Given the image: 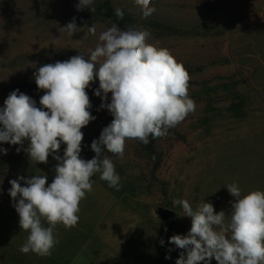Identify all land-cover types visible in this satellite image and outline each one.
I'll return each mask as SVG.
<instances>
[{
    "label": "rangeland",
    "instance_id": "374dc122",
    "mask_svg": "<svg viewBox=\"0 0 264 264\" xmlns=\"http://www.w3.org/2000/svg\"><path fill=\"white\" fill-rule=\"evenodd\" d=\"M106 1L114 11L120 8L130 17L128 29L148 30L147 43L169 49L183 64L190 76L188 92L196 110L170 128L166 136L154 139L153 153L135 139L126 140L123 160L105 151L120 176V190L95 174L92 191L80 202L79 222L67 230L77 234L81 229L105 226L108 239L114 242L120 236L118 229L141 218L149 234L145 240L156 232V242L164 241L161 247L152 243L144 254L170 253L171 264H175L184 250L169 243V238L186 235L191 223L173 201L186 199L195 209L207 194L202 185L197 193V179L202 182V174L208 171L217 180L223 179L235 169L234 164L243 162L244 154L258 152L255 149L260 146L254 144L259 140L264 151V0H151L156 11L148 17L134 0H94L95 12L88 8L78 11L79 0H0V108L16 89L40 107L44 91L31 95L25 86L35 83L34 72L40 66L80 53L87 55L95 48L99 35L113 24L105 15ZM73 18L80 31L69 37L60 29ZM93 25L95 35L88 31ZM98 87L97 79L86 89L90 112L96 117L81 129L80 155L86 160L95 156L91 142L113 119L106 109H100L102 100L94 94ZM27 146V140L23 146L0 142V148L7 149V154L0 153V264H4L20 230L9 181L46 175L51 183L58 163L52 156L47 163H31L24 151ZM65 147L61 145L59 155L63 156ZM198 159L209 165L204 172L196 166ZM159 207L175 214L169 233L158 214ZM158 263L168 264L165 255Z\"/></svg>",
    "mask_w": 264,
    "mask_h": 264
},
{
    "label": "clouds",
    "instance_id": "9594fccd",
    "mask_svg": "<svg viewBox=\"0 0 264 264\" xmlns=\"http://www.w3.org/2000/svg\"><path fill=\"white\" fill-rule=\"evenodd\" d=\"M134 2L144 17L156 11L150 6L151 0ZM93 5L94 0H79L76 8L95 12ZM115 15L123 19L124 12L117 8ZM60 30L72 37L80 27L73 18ZM88 31L95 35V26ZM150 35L148 30H121L113 23L87 55L80 53L44 64L34 72L38 90L44 91L40 107L19 89L4 100L0 142L23 146L27 140L24 151L31 163H47L49 156L58 162L51 183L46 175L9 181L20 229L29 233L19 248L22 254L51 255L59 243L54 236L56 226L70 229L78 224L80 202L92 191L95 174L99 173L109 187L120 190V176L105 151L123 160L126 140L147 145L149 137L166 136L170 128L196 110L188 92L189 73L169 49L147 43ZM97 79L99 87L94 94L102 100L100 109H106L113 119L91 142L95 156L86 160L80 155L84 139L81 129L96 119L90 112L86 89ZM62 144L66 145L63 156L58 154ZM0 153L7 154V149L0 148ZM227 190L235 197L230 215L223 210L216 212L212 203L201 202L194 209L186 199L173 201L182 207L183 216L191 218L186 235L169 238V243L184 250L175 264H210L213 258L217 264H264V191L253 190L242 196L237 183L229 184Z\"/></svg>",
    "mask_w": 264,
    "mask_h": 264
},
{
    "label": "crops",
    "instance_id": "0c3cea01",
    "mask_svg": "<svg viewBox=\"0 0 264 264\" xmlns=\"http://www.w3.org/2000/svg\"><path fill=\"white\" fill-rule=\"evenodd\" d=\"M258 144L260 147L255 149L258 152L244 154L243 162L234 164L235 169H230L228 175L223 179L217 180L214 173L208 171L206 174H202V182L197 179V193L200 194L202 188L199 186L202 185V187L206 186L207 194L202 195V199L197 202V205L205 201L206 203L210 202L216 212L223 210L226 215H230L235 197L231 196L227 190L229 184L237 183L242 196L253 190L264 191L262 140L254 145ZM200 160H197L199 166L198 164L196 166L204 172V168L209 165H204L203 160ZM209 188H211V193H208ZM186 221L191 223V218H186ZM145 224L146 221L141 218L132 220L131 224H125L126 226L122 230L118 229L120 236L114 242L108 239V228L105 226H97L94 230L90 229L89 231L81 229L79 233L75 234L58 224L54 230V236L59 243L52 249L51 255L46 257L38 256L32 252L22 254L19 251L29 234L20 229L4 264H157L161 262L164 255L166 258V256H170V253L163 254V256L159 253L153 256L144 254L152 243L156 247H161L160 242H156L159 237L156 232H153V236L145 240V237L149 235ZM45 226H48L46 222ZM128 250H131V253ZM142 258L143 262H141ZM166 260L168 264H171L170 258ZM210 264H217V261L213 258Z\"/></svg>",
    "mask_w": 264,
    "mask_h": 264
},
{
    "label": "trees",
    "instance_id": "16d2710c",
    "mask_svg": "<svg viewBox=\"0 0 264 264\" xmlns=\"http://www.w3.org/2000/svg\"><path fill=\"white\" fill-rule=\"evenodd\" d=\"M104 7H105V15L111 22L115 23L121 30H128L127 25L128 23H130L129 16L124 15L123 19H118L115 15V11L112 9L108 1L104 3ZM25 90L29 92L31 95L32 94L36 95L42 91V90H38L37 85L35 83L26 85ZM149 141L150 142L144 147L148 153H153L152 144H153L154 139L149 137ZM156 166L154 169H156Z\"/></svg>",
    "mask_w": 264,
    "mask_h": 264
},
{
    "label": "water",
    "instance_id": "95a60500",
    "mask_svg": "<svg viewBox=\"0 0 264 264\" xmlns=\"http://www.w3.org/2000/svg\"><path fill=\"white\" fill-rule=\"evenodd\" d=\"M158 214L161 218V220L163 221V224L166 228V233H169L175 214L172 210L167 209V208H163V207H159L158 208Z\"/></svg>",
    "mask_w": 264,
    "mask_h": 264
}]
</instances>
